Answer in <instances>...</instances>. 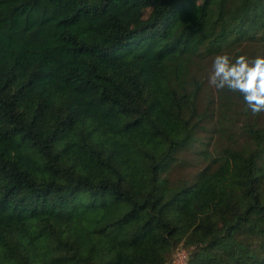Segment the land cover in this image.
<instances>
[{
    "label": "trees",
    "instance_id": "1",
    "mask_svg": "<svg viewBox=\"0 0 264 264\" xmlns=\"http://www.w3.org/2000/svg\"><path fill=\"white\" fill-rule=\"evenodd\" d=\"M241 50L264 0H0V264H264V114L203 103Z\"/></svg>",
    "mask_w": 264,
    "mask_h": 264
},
{
    "label": "clouds",
    "instance_id": "2",
    "mask_svg": "<svg viewBox=\"0 0 264 264\" xmlns=\"http://www.w3.org/2000/svg\"><path fill=\"white\" fill-rule=\"evenodd\" d=\"M206 83L216 93L239 96L247 115L264 114V55L250 56L242 50L217 53Z\"/></svg>",
    "mask_w": 264,
    "mask_h": 264
},
{
    "label": "rangeland",
    "instance_id": "3",
    "mask_svg": "<svg viewBox=\"0 0 264 264\" xmlns=\"http://www.w3.org/2000/svg\"><path fill=\"white\" fill-rule=\"evenodd\" d=\"M207 90L208 92L204 93L203 103L204 101L207 103L211 100L210 94L212 93V89L209 87ZM202 133L205 132L203 131ZM186 154L188 155V153ZM189 255L190 248L185 247L182 243H180L173 249L172 255L170 256L167 264H188Z\"/></svg>",
    "mask_w": 264,
    "mask_h": 264
}]
</instances>
